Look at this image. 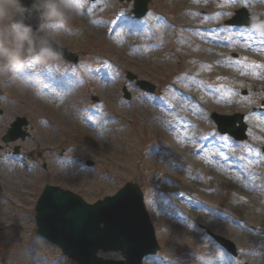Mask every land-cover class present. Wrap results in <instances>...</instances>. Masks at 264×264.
Wrapping results in <instances>:
<instances>
[{
  "label": "rangeland",
  "instance_id": "374dc122",
  "mask_svg": "<svg viewBox=\"0 0 264 264\" xmlns=\"http://www.w3.org/2000/svg\"><path fill=\"white\" fill-rule=\"evenodd\" d=\"M242 6L253 24L227 25ZM133 7L83 0L58 37L78 62L29 64L4 86L26 104L30 137L14 143L18 155L0 148V264H76L36 232L46 184L92 203L129 181L161 246L142 264H264V0H150L142 18ZM213 111L246 112L248 139L221 134Z\"/></svg>",
  "mask_w": 264,
  "mask_h": 264
},
{
  "label": "water",
  "instance_id": "95a60500",
  "mask_svg": "<svg viewBox=\"0 0 264 264\" xmlns=\"http://www.w3.org/2000/svg\"><path fill=\"white\" fill-rule=\"evenodd\" d=\"M149 1L134 0L133 13L137 17H143L148 11ZM235 13L227 20L228 24H252L246 7L237 9ZM61 47L64 58L78 61V55L67 47ZM126 77L130 81H136L140 88L148 92L156 90L154 83L139 79L131 71L127 72ZM123 92L125 98H131L126 85L123 86ZM93 99L97 100L95 97ZM260 109H264V100ZM211 117L222 134L227 133L239 141L248 138V124L244 113L221 114L213 111ZM27 125L26 119L18 118L4 136V141L25 139L29 135ZM16 151H19V146H16ZM36 222L37 233L60 246L63 253L77 264H142L146 256L155 254L160 249L154 224L144 202V193L132 181L127 182L115 194L106 195L94 203L86 201L72 190L46 185L37 200ZM208 233L233 256L238 255L237 245L233 240L211 230ZM99 250L120 251L123 259H100Z\"/></svg>",
  "mask_w": 264,
  "mask_h": 264
},
{
  "label": "clouds",
  "instance_id": "9594fccd",
  "mask_svg": "<svg viewBox=\"0 0 264 264\" xmlns=\"http://www.w3.org/2000/svg\"><path fill=\"white\" fill-rule=\"evenodd\" d=\"M82 10L83 0H0V76L11 82L29 64L44 67L60 61L58 37ZM98 256L123 259L115 252Z\"/></svg>",
  "mask_w": 264,
  "mask_h": 264
},
{
  "label": "flooded vegetation",
  "instance_id": "af4514ba",
  "mask_svg": "<svg viewBox=\"0 0 264 264\" xmlns=\"http://www.w3.org/2000/svg\"><path fill=\"white\" fill-rule=\"evenodd\" d=\"M6 84H8V82H6L5 78L4 77L1 78L0 79V130H2V128H4V126L6 125L5 129L0 133V140L2 142H3V137L5 136L7 130L9 129L11 124L17 119V117L18 116L27 117L26 104L23 103L21 105H16L17 99H16L15 94H9L4 91V86ZM17 106H19L20 108H23V111H21L22 109H20L19 113H17L16 112ZM14 143L15 142L4 143V145L2 146L0 145V148L7 149V152L12 151L14 154V151H15ZM10 144H13L12 148H10L11 147ZM4 156H7V154L5 152H1L0 157H4ZM32 156H33V153L29 152L28 154L29 161L31 160Z\"/></svg>",
  "mask_w": 264,
  "mask_h": 264
}]
</instances>
